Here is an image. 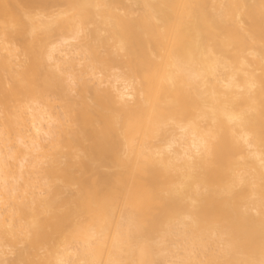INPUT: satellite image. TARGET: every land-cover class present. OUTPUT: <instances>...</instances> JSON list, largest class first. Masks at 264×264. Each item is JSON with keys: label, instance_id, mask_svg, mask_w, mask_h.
<instances>
[{"label": "bare ground", "instance_id": "6f19581e", "mask_svg": "<svg viewBox=\"0 0 264 264\" xmlns=\"http://www.w3.org/2000/svg\"><path fill=\"white\" fill-rule=\"evenodd\" d=\"M0 121V264H264V0H0Z\"/></svg>", "mask_w": 264, "mask_h": 264}, {"label": "rangeland", "instance_id": "374dc122", "mask_svg": "<svg viewBox=\"0 0 264 264\" xmlns=\"http://www.w3.org/2000/svg\"><path fill=\"white\" fill-rule=\"evenodd\" d=\"M124 3H125V2H124ZM126 5H127V2H126ZM132 7L135 8V6H132ZM89 27H90V26H89ZM91 28H92V27H91ZM88 29H89V28H88ZM89 30H90V29H89ZM89 30H87V35H88V36H86V40H87V38H88L87 42H88L90 45H92V46H94V47H97L99 41L97 40V41H98V42H97L96 39H95V40L92 39V40H94V42L91 41L90 36H91L92 32H89ZM85 33H86V32H85ZM91 37H92V36H91ZM17 38H18V39H17ZM17 38H16V39H17L16 42H18V41H19L18 43L22 42V41L20 40L19 37H17ZM92 38H93V37H92ZM90 42H91V43H90ZM19 50H20V49H18V52H19ZM99 50H102V48H99ZM19 59H20V60H24V56H23V55H20V56H19ZM75 90H76V91H75ZM75 90H74V93H72V94H73L72 99H75V101L77 102V106H75V108H76V107L79 106V105H78V100H79L78 97H79V96L77 95L79 91H77V89H75ZM86 100H87L88 103H89V99H86ZM55 101L57 102L58 106H60V107H58L57 104H56V102H55V104H54V107H55V108H52L54 111H53V110H51V111H53V112L56 114V112L58 113V112H61V111H62V110H59V109L62 107V105H59V103L62 104V101H60V102H59V100H58V101L55 100ZM58 102H59V103H58ZM90 103H91V102H90ZM73 106H74V105H73ZM56 107H57V108H56ZM55 109H56L57 111H56ZM61 109H62V108H61ZM58 110H59V111H58ZM55 111H56V112H55ZM0 122H1V121H0ZM0 125H1V124H0ZM0 127H1V126H0ZM12 255H13V254H11V255L9 254L8 258H9L10 256L13 257ZM14 255H15V254H14ZM9 259H10V258H9Z\"/></svg>", "mask_w": 264, "mask_h": 264}]
</instances>
